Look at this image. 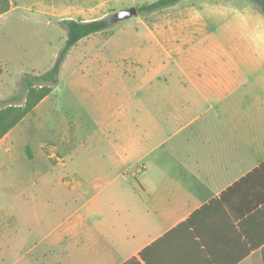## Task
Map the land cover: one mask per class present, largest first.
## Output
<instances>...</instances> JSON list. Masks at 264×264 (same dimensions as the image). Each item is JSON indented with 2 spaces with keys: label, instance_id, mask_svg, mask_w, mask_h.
<instances>
[{
  "label": "crops",
  "instance_id": "obj_1",
  "mask_svg": "<svg viewBox=\"0 0 264 264\" xmlns=\"http://www.w3.org/2000/svg\"><path fill=\"white\" fill-rule=\"evenodd\" d=\"M233 1L141 12L133 100L72 170L94 190L2 227L0 264H264V17Z\"/></svg>",
  "mask_w": 264,
  "mask_h": 264
},
{
  "label": "rangeland",
  "instance_id": "obj_2",
  "mask_svg": "<svg viewBox=\"0 0 264 264\" xmlns=\"http://www.w3.org/2000/svg\"><path fill=\"white\" fill-rule=\"evenodd\" d=\"M155 1L12 0L11 10L0 16V108L9 101L23 103L26 78L54 67L67 40L63 20L110 21L107 30L70 50L59 85L0 140V230L12 235L23 220H16L19 216L27 223L23 227H39L44 215L60 214L65 199L94 190L86 185L90 178L72 170L95 167L100 162L95 151L112 148L108 136L120 126L108 124V116L123 112L132 86L139 85L131 83L129 70L140 67L136 55L145 35L141 13L119 22L112 17Z\"/></svg>",
  "mask_w": 264,
  "mask_h": 264
},
{
  "label": "trees",
  "instance_id": "obj_3",
  "mask_svg": "<svg viewBox=\"0 0 264 264\" xmlns=\"http://www.w3.org/2000/svg\"><path fill=\"white\" fill-rule=\"evenodd\" d=\"M180 0H157L138 7L139 13L153 12L178 3ZM264 13V0H252ZM11 0H0V16L11 10ZM61 24L67 29V40L54 67L40 75L26 78L27 94L23 103L7 102L0 108V140L20 123L42 100L59 85L61 66L70 50L82 39L107 30L110 21L107 18L94 20L66 19Z\"/></svg>",
  "mask_w": 264,
  "mask_h": 264
},
{
  "label": "water",
  "instance_id": "obj_4",
  "mask_svg": "<svg viewBox=\"0 0 264 264\" xmlns=\"http://www.w3.org/2000/svg\"><path fill=\"white\" fill-rule=\"evenodd\" d=\"M138 14H139L138 7L135 6L116 12L115 15L112 17V20L114 22H119Z\"/></svg>",
  "mask_w": 264,
  "mask_h": 264
}]
</instances>
